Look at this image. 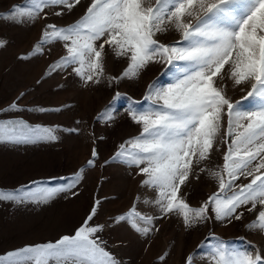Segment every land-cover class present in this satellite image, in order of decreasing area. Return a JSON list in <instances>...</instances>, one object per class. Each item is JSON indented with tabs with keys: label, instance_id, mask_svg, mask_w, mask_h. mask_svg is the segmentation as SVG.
<instances>
[{
	"label": "snow or ice",
	"instance_id": "1",
	"mask_svg": "<svg viewBox=\"0 0 264 264\" xmlns=\"http://www.w3.org/2000/svg\"><path fill=\"white\" fill-rule=\"evenodd\" d=\"M80 3L25 0L0 19L35 23L41 14L47 18L45 9H53L51 14L60 17ZM168 32L178 33L180 39L161 42L158 35ZM58 42L66 55L49 66L48 74L71 68V74L85 87L105 79L107 51L127 61L119 76L108 78L109 84L138 78L152 63L169 66V83L157 81L147 86L144 99L148 107L134 106L129 100L127 112L142 125L141 134L120 144L111 160L105 162L137 169L136 174L144 177L141 186L155 193L154 199L144 200L146 206L155 208L160 218L180 216L186 228L210 218L238 221L246 208L257 212L248 230L264 233V0H91L84 15L73 24H45L39 42L20 58L42 55L45 46ZM4 46L6 41L0 40V48ZM224 80L231 81L233 87L248 84L250 90L234 102L226 94V87L218 84ZM120 99L117 92L112 105ZM243 101H250L253 108L244 110ZM25 110L33 109H24L13 101L2 111ZM112 111L106 108L97 119L107 123ZM56 130L32 126L22 119L0 120V143L54 142L59 139ZM219 143L226 146L224 163L208 168L205 162ZM92 156L87 167L95 165V150ZM85 171L82 168L72 177L59 178L64 183L52 186L32 182L35 187L0 189V202L14 206L47 204L61 192L75 196L74 189ZM203 172L217 181V191L199 207H192L181 187L190 182V177L199 179ZM249 177L248 183H237ZM100 203L94 202L73 234L0 254V264H122L99 235L105 226L92 223ZM155 220L156 216L139 211L134 203L111 223H127L146 238ZM206 240L215 241L209 244L208 253L214 264H264V248H231L214 234ZM204 246L202 242L198 247ZM193 262V255L185 258V264Z\"/></svg>",
	"mask_w": 264,
	"mask_h": 264
},
{
	"label": "rangeland",
	"instance_id": "2",
	"mask_svg": "<svg viewBox=\"0 0 264 264\" xmlns=\"http://www.w3.org/2000/svg\"><path fill=\"white\" fill-rule=\"evenodd\" d=\"M90 2L81 0L71 12L65 11L60 17L51 14L53 9H45L49 13L47 18L41 14L35 23L18 24L0 19V40L6 41V46L0 48V120L22 119L32 126L55 128L59 138L54 142L32 144L0 143V189L35 187L32 182L52 186L64 183L59 178L72 177L86 168L74 189L75 196L61 192L47 204L14 206L0 202V254L73 234L96 200L101 203L92 223L105 226L99 235L107 242V250L122 264H185L189 255L194 256L193 264H214L208 259V253L209 244L215 241L206 240L213 234L231 248H264V233L247 228L256 218V211L242 209V218L231 223L210 218L206 223L186 228L180 216L169 214L160 218L155 208L144 204V200L154 199L155 193L141 186L144 177L136 174L137 169L119 162L105 163L111 160L120 144L141 134L142 125L136 124L127 112L129 100L134 106L148 107L149 102L144 99L147 86L157 81L169 83L172 76L169 66L152 63L138 78L109 84L108 78L119 76L127 61L107 51L105 79L98 85L85 87L71 74V68L48 74L49 66L66 55L62 43L45 46L42 55L20 58L39 42L45 24L71 25L84 15ZM24 3L25 0H0V16ZM158 39L174 43L180 37L176 32H168L158 35ZM218 84L226 87V94L234 102L240 101L250 90L248 84L233 87L228 80L218 81ZM117 92L122 99L113 106ZM13 101L24 109L33 110L2 111ZM40 108L46 111L36 110ZM106 108H113L112 118L107 123L97 119ZM242 108L249 110L253 104L243 101ZM216 149L205 162L208 168L215 169L224 163L226 146L219 143ZM93 150L97 153L95 165L87 167V162L93 159ZM250 179L241 178L237 183L246 184ZM181 191L192 207H199L217 191V181L207 172L199 173V179L190 177ZM137 197L140 198L138 203ZM134 203L139 211L156 216L153 231L146 238L134 232L127 223H111L113 218L128 212ZM202 242L205 246L198 247Z\"/></svg>",
	"mask_w": 264,
	"mask_h": 264
}]
</instances>
